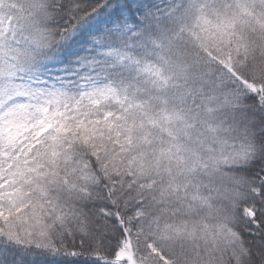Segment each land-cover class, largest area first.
<instances>
[{"label":"snow or ice","instance_id":"obj_1","mask_svg":"<svg viewBox=\"0 0 264 264\" xmlns=\"http://www.w3.org/2000/svg\"><path fill=\"white\" fill-rule=\"evenodd\" d=\"M0 264H264V0H0Z\"/></svg>","mask_w":264,"mask_h":264}]
</instances>
